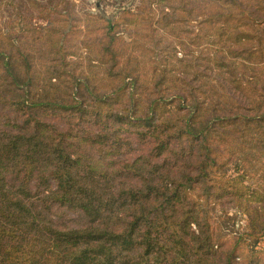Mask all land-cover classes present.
Instances as JSON below:
<instances>
[{"label": "trees", "instance_id": "trees-1", "mask_svg": "<svg viewBox=\"0 0 264 264\" xmlns=\"http://www.w3.org/2000/svg\"><path fill=\"white\" fill-rule=\"evenodd\" d=\"M87 16L79 42L68 16H42L25 44L0 30V112L16 123L0 124V264H264V0ZM203 45L210 70L192 49ZM82 55L76 74L69 59ZM133 135L150 148L124 160ZM223 201L247 216L229 248L201 204ZM51 203L88 223L55 225Z\"/></svg>", "mask_w": 264, "mask_h": 264}, {"label": "rangeland", "instance_id": "rangeland-1", "mask_svg": "<svg viewBox=\"0 0 264 264\" xmlns=\"http://www.w3.org/2000/svg\"><path fill=\"white\" fill-rule=\"evenodd\" d=\"M141 5L142 0H0V30L7 33L11 32L13 29H18V34H21L23 36L22 39L23 43L25 44L26 42H28L26 40V28L30 29V26L34 27L36 25L46 26L47 22L42 16L48 14L50 20L60 19L64 16H68L70 18H73V21H70V25L74 23V19L75 23L81 24L82 30L80 32L75 31V36H77L78 38L77 42H79L82 37H84V35L82 34L84 32L83 30H87L89 26H94L93 23L88 22L89 16L87 15L97 14L115 21L124 10H130L134 13H138ZM156 15L159 16V12H156ZM118 32L120 36H123L125 38V42H129L131 41V39L136 38L135 34L138 35L135 27H128L123 23L120 24ZM163 34L170 44L173 45L179 43L178 38L170 36L169 33ZM70 37L74 36L69 35V39ZM120 45L125 48V54L133 51L132 46H128L127 44ZM135 46L136 45H134V48ZM175 48L178 50L177 56L182 57L184 54V50L180 46V44L175 46ZM192 49L194 50L195 56H200L201 62L205 63L206 65L207 56L208 54L210 55L213 50H210L209 48L206 49L204 45L201 48L200 52L196 47H193ZM79 52H81V50H79ZM83 54L85 55V53ZM135 54L137 55V53H134V55ZM259 58L251 59V61L258 60ZM137 59L140 60V57L138 56ZM69 60L72 61L69 65L70 69L74 68L76 74L81 70L87 71L89 69L88 60L85 59L83 55L80 57H70ZM176 64V68H180V65L178 63ZM206 66L210 70V65ZM5 115L6 114L3 111L0 112V124L5 128H16L15 119L13 118L12 121H6L4 119ZM56 123L60 126H65L66 124L65 121H59ZM131 138L134 142V145L129 150V153L127 155L121 156V158L124 160H133L136 155L142 152H146L147 149L150 148V146H143L138 141V138L134 135ZM235 163L236 162L234 161L233 164L229 165L228 167L227 173L229 176L237 174V171L234 167ZM196 167L197 163L195 162L191 165V167H189V169L195 172V170H198ZM201 204L204 207L210 208L211 214L220 220L221 228L227 234V243L225 245L227 248L231 246L233 241L237 240V238H240L245 234V230L247 227V216L237 210L233 205H230L226 201H223L220 204L208 203L207 205L204 202H201ZM47 215L55 225L61 228H80L84 227L88 223V218L81 212L68 208L66 206H61L59 204L57 205V203L50 204V209ZM258 248L264 249V237L260 239Z\"/></svg>", "mask_w": 264, "mask_h": 264}]
</instances>
